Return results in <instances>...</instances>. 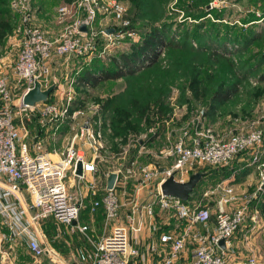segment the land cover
I'll return each mask as SVG.
<instances>
[{
	"label": "built area",
	"instance_id": "built-area-1",
	"mask_svg": "<svg viewBox=\"0 0 264 264\" xmlns=\"http://www.w3.org/2000/svg\"><path fill=\"white\" fill-rule=\"evenodd\" d=\"M10 8L19 14L14 28L19 49L10 71L0 73V264L43 256L50 264H59L61 256L44 235L43 222L48 218L82 239L77 264H146L140 235L144 228L159 232L158 240L147 244L156 257L152 264H180L184 258L186 264H228L238 232L249 226L255 229L260 222L255 202L264 186V130L224 134L207 126L185 131L160 149L163 165L144 160L149 150L141 136L115 137L113 151L106 139L111 124L95 103L78 104L69 91L62 92L57 102L28 105L22 98L35 81L42 88L52 83L51 63L57 57L87 64L95 55L104 59L137 42L139 34L130 28L127 4L120 0L62 3L56 21L63 30L55 37L34 22L37 9L31 0H10ZM108 28L113 32L107 33ZM34 116L54 141L69 125L59 160L35 151L26 138L25 126ZM240 154H246L248 165L256 168L259 187L245 193L240 187L223 186L225 194L215 215L202 201L163 192L162 184L172 175L186 182L198 172L194 169L227 166ZM79 161L81 174L76 173ZM66 172L73 176L78 195L69 193ZM111 173L115 178L108 187ZM84 210L90 218L87 222L81 220ZM98 210L102 224L96 235L90 224ZM242 264L262 262L252 254Z\"/></svg>",
	"mask_w": 264,
	"mask_h": 264
},
{
	"label": "rangeland",
	"instance_id": "rangeland-1",
	"mask_svg": "<svg viewBox=\"0 0 264 264\" xmlns=\"http://www.w3.org/2000/svg\"><path fill=\"white\" fill-rule=\"evenodd\" d=\"M71 1L46 0L44 9L37 10L34 22L48 31L49 35L54 37L59 35L63 30V26L56 21V9L60 4L70 3ZM124 1L128 8L132 10L131 18H135L133 4L129 0ZM150 1L154 2V0ZM163 4V16L155 18L148 13L137 20L138 41L141 39L143 32H152L155 28L166 32L167 38L164 46L158 49L156 64L150 68L147 67L148 69L145 66L142 67L143 73L138 76L143 79L156 80L157 87H162L165 83L162 72L168 71L169 76L171 75L170 68L173 60L182 62V64H179L183 68V73L178 75L179 78L175 82H171L172 77L170 76L169 82L171 83L168 85L164 101L159 100L157 103H153V101L149 104L146 113L141 115L139 130H131L126 134L117 135L113 133L112 118L106 117L105 119L111 124L112 132L108 134L109 138L122 137L124 140H128L129 137L141 136L149 150L144 154V160L155 165H163L166 162L159 157L160 149L170 144L169 139L174 140L185 131H193L199 127L207 126L214 127L218 132L229 134L256 128L264 130V82L259 80V74L262 72L261 70H264V65L261 69H256L260 65L257 60L264 54V41L262 39L252 44L250 48L242 45L243 42H236L232 39L222 41L223 39L213 40V37L209 39L204 36L201 38L207 45L203 49H199L198 39L193 41V38L191 41V43L193 42L192 49L186 50L175 46V44L179 45L181 43L185 31L193 30L194 32L197 25L205 21L208 23L207 31L212 22L230 26L238 25L242 28L254 23L256 24V33H262L264 30V0H165ZM215 8H226L227 15L221 19L217 18L213 12ZM203 12H207V14L202 15V17L200 15L204 14ZM251 14H255L257 19L253 22L246 21V18ZM128 17L130 18V15ZM220 27L223 33H227L228 28L225 29V26ZM17 41L13 28L5 43L1 44L0 55H3L6 59L9 68L14 63L19 49ZM3 51L5 52L3 53ZM209 55L210 59L207 58ZM67 60L70 59H66L64 56L57 57L51 63L52 83L50 85L56 84L57 87L49 94L48 101L57 102L64 96V93L61 95L62 92L69 91L74 93L75 98L78 99L76 103L93 102L100 106L102 112V103L107 98L115 94H123L129 86V81L126 79H118L104 81L94 87L90 85L81 87L74 83L77 80V75H79L78 71L81 72L82 67L78 66L77 69L59 68V64ZM105 62L109 63L107 59H105ZM194 65L200 66L205 82L211 91L214 90L216 83L223 79L229 83H237L238 91L236 95L230 101L218 106L213 115H208L211 108L207 100L199 101L195 99L187 85L190 69ZM78 87H80V90H78ZM131 119L133 121L132 116ZM16 121L20 125L19 118ZM38 121L36 116L32 117L31 121H27L25 126L28 132L26 138L29 139L35 151L43 152L54 161L59 160V153L63 152L68 142L69 125L60 132L58 138L54 141L49 133L45 134V127H42ZM52 144H55L57 148ZM242 161L244 162L243 169L239 170L238 167H232V169H228L231 171L229 175H224L223 170L220 171L218 168L208 166L194 169L198 172L208 171V173L203 176L191 194L190 200L202 201L204 204L209 205L215 215L218 211V201L225 194L223 186H234L242 189L241 184L250 180L248 178H253L255 183H252L253 179H251V184L246 185L243 189L245 193L254 191L259 187L258 172L255 167L248 165L249 159L247 156H243ZM236 162L240 164L241 161L237 159ZM245 167H250V171L247 172V169H244ZM250 173H252V177L249 176ZM65 180L69 193L78 195L75 185H72L73 176L69 172H66ZM207 192H209L208 195L205 194ZM259 194L260 196L255 202L260 211L259 225L251 230H249L251 227L249 226L248 229L241 230L237 234L235 248L228 255V264H242V261L252 254H256L264 264V186L260 189ZM82 195L84 196L83 193ZM84 203L85 206L88 205V198H84ZM87 213V211L82 212L81 218L86 220ZM46 228L44 235L47 242L62 258L59 264H77L76 254L80 242L78 234L53 219H47ZM248 236L250 239L255 237L254 242L249 240ZM242 240V244L238 243ZM27 264H50V262L47 256H43L38 259H31Z\"/></svg>",
	"mask_w": 264,
	"mask_h": 264
},
{
	"label": "trees",
	"instance_id": "trees-1",
	"mask_svg": "<svg viewBox=\"0 0 264 264\" xmlns=\"http://www.w3.org/2000/svg\"><path fill=\"white\" fill-rule=\"evenodd\" d=\"M120 1L125 2L124 0ZM129 1L133 4V13L136 15L135 18H131L132 10L129 8V15L132 22L130 26L131 29H138L137 20L148 13L153 15L155 18L161 17L164 14L162 9L164 7L163 3L165 0H154V2L150 0ZM45 4L46 0H32V6L37 10L44 9ZM149 8L151 9L147 11ZM213 12L217 18L220 19L227 15L226 8H215ZM203 13L204 14H201L200 16H205L207 14V12ZM256 19V15L251 14L248 18H246V21L253 22V20ZM17 20L18 15L10 8V0H0V44L5 43L13 28H15ZM220 26H225V29L228 28L226 30L227 33H223ZM255 26L256 24L252 23L248 27L242 28L238 25L230 26L212 22L208 28V32V23L205 21L197 25V29L194 32L193 30L185 31L181 43H179V45L175 44V46L186 50L192 49L193 42L191 43V41L193 38V41L198 39L197 42L199 44V49H203L207 45L204 41H202L203 39L201 37L204 36L209 39L213 37V40L223 39L222 41L232 39L236 42H243L242 45L250 48V46L259 41V39L264 41V30L262 33L258 34L256 33L257 30ZM166 39V32L155 28L152 32H143L141 39L132 43L127 50L117 52L104 59L95 55L89 63L80 64V67L83 69L81 72L77 70L79 73V75H77V81L78 85L82 87L86 85L94 87L108 80L126 79L129 81L130 87L127 86V89L123 92V94H115L114 96L107 98L102 103V112L104 113V116L112 118L111 124L113 133L123 135L131 130H139L141 115L146 113L149 104L153 101V103H157L159 100L164 101L168 85L173 81L175 82L177 78H179L178 75L183 73V68H181L182 62L179 60H173L170 68V76L172 77L171 82H169L170 76L168 71H163L162 75L165 77V83L162 87H157L156 80L154 81L151 78L150 80L143 79L141 76H138L143 73L142 67L145 66L146 68H150L156 64L159 52L158 49L164 46ZM207 58L210 59V55L207 56ZM105 59H107L109 63H106ZM257 63L260 64L259 67H256V69L259 70L264 65V54L259 60H257ZM261 71L262 72L259 74V80L264 82V70ZM187 85L195 99L199 101L206 99L210 104L211 111H209V116L214 114V111L218 108V106L230 101L238 91L236 82L229 83L225 79L216 83L214 90L211 91L208 84L205 82L202 70L198 65L191 67ZM131 116L133 117V121ZM243 156L247 155L240 154L231 164L227 166L211 168H218L220 171L223 170L224 175H229L231 171L228 169L244 165V162L242 161ZM237 159H240V164H237ZM244 169H247L248 172L251 168L245 167ZM203 173L205 175L208 171H203Z\"/></svg>",
	"mask_w": 264,
	"mask_h": 264
},
{
	"label": "water",
	"instance_id": "water-1",
	"mask_svg": "<svg viewBox=\"0 0 264 264\" xmlns=\"http://www.w3.org/2000/svg\"><path fill=\"white\" fill-rule=\"evenodd\" d=\"M85 25L81 26V30H85ZM107 33L113 32V28H108ZM56 85L52 84L47 88H42L40 82L35 81L34 86L24 94L22 101L24 104L34 105L39 102L46 101L49 94L55 89ZM81 162L77 163V174H81ZM203 172H195L190 175V178L186 182H178L175 180L174 175L169 177L163 184V192L167 195L178 197L182 200H188L191 194L194 192L195 187L200 183L203 178ZM115 178V174L111 173L108 177V187H111ZM221 245L225 246V239L221 241Z\"/></svg>",
	"mask_w": 264,
	"mask_h": 264
},
{
	"label": "crops",
	"instance_id": "crops-1",
	"mask_svg": "<svg viewBox=\"0 0 264 264\" xmlns=\"http://www.w3.org/2000/svg\"><path fill=\"white\" fill-rule=\"evenodd\" d=\"M31 3H32V0H31ZM14 13H16L17 15H18V13L17 12H14ZM1 44H0V50L2 49L1 48ZM5 51H3V53H4ZM2 53V54H3ZM78 64H79V60L77 59V58H73V59H71V60H67L66 62H64V63H62V64H59V68L60 69H62V68H67V69H77L78 68ZM70 67V68H69ZM8 71H10V68H9V64H7L6 63V59L3 57V55H0V73H7ZM75 84H78V81L76 80L75 81ZM80 86V85H79ZM82 87V86H81ZM77 89V88H76ZM78 90H80V87H78ZM66 127V126H65ZM65 127L61 130V131H63L64 129H65ZM46 134V133H45ZM224 134H229V133H225L224 132ZM50 135V134H49ZM106 139L108 140V141H110L111 143H112V145H111V147H112V149H113V151L115 150V149H117L116 147H117V145L115 144V141H114V138L113 139H111V138H109V136H108V134H107V137H106ZM52 146H54L55 148H57V146L55 145V144H52ZM86 148V147H85ZM86 158H88L89 159V151H86ZM238 169L239 170H242L243 169V167L242 166H238ZM249 176H251L252 177V173H250V175ZM248 179H253V178H248ZM250 180H247V181H244L242 184H241V188H245L246 187V185H248V184H251L250 183ZM255 180L253 179V182L252 183H255L254 182ZM196 188V187H195ZM84 211H86V210H84ZM84 211H82L83 213H84ZM101 215V211L100 210H98L97 212H96V214L94 215V221H93V223H91L90 224V230L91 231H93L94 232V234L96 233V235H97V233L99 232V229H100V227H101V224H102V216H100ZM87 215H88V213H87ZM100 216V217H99ZM81 217H82V213H81ZM49 219H52V218H48V220ZM89 216H87V218H86V220L84 219V218H81V220L83 221V222H87V221H89ZM161 221V220H160ZM46 222H47V219L45 220V222L43 223V230H45V229H47L46 228ZM162 222V221H161ZM164 228H166V229H169L170 227H168V226H164ZM95 229H97V230H95ZM157 233V234H156ZM156 233H154V232H152L151 230H148L147 228H144V230L140 233V235H141V239H142V242H143V245L141 246V249H142V252H143V254L144 255H146V257H143V262H145L146 264H152L153 262H154V260L156 259V257L155 256H152V253L150 252V250H149V247L147 246V244H149L151 241H153L154 239H156V241L158 240V236H159V232H156ZM238 233H240V232H238ZM79 236V235H78ZM252 236V235H251ZM80 238V237H79ZM236 238H237V235H236ZM248 239L249 240H252L253 242H254V240H255V237H251V239L249 238V236H248ZM251 241V242H252ZM236 242H238V241H236ZM242 242H243V240L241 241V242H238V243H241L242 244ZM82 243V240H81V238H80V242L78 243V245H80ZM30 260H28V259H25L24 260V262H20V264L22 263V264H27L28 262H29ZM188 261V258H184V259H182L181 260V262H180V264H186V262Z\"/></svg>",
	"mask_w": 264,
	"mask_h": 264
}]
</instances>
